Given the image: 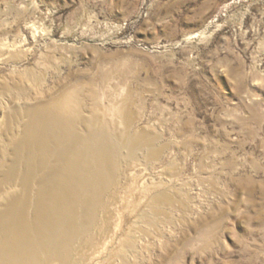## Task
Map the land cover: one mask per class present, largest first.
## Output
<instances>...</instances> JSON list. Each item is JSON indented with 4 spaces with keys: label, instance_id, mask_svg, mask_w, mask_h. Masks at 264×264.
<instances>
[{
    "label": "rangeland",
    "instance_id": "rangeland-1",
    "mask_svg": "<svg viewBox=\"0 0 264 264\" xmlns=\"http://www.w3.org/2000/svg\"><path fill=\"white\" fill-rule=\"evenodd\" d=\"M75 90L84 140H37ZM103 139L109 175L92 154L52 175ZM30 249L264 264V0H0V264Z\"/></svg>",
    "mask_w": 264,
    "mask_h": 264
},
{
    "label": "bare ground",
    "instance_id": "bare-ground-1",
    "mask_svg": "<svg viewBox=\"0 0 264 264\" xmlns=\"http://www.w3.org/2000/svg\"><path fill=\"white\" fill-rule=\"evenodd\" d=\"M75 91H71V93H67L66 94L67 96H65V98L62 101L56 102V106H63V107L57 110V114L56 116L54 115L55 117L53 116V119L51 117L49 119L45 118L46 120H40V119L37 120L38 121L37 137H36L37 140H41L50 130H53V128L59 130V132L64 136H67V137L70 136L72 138L75 137L74 141L79 140L81 142L84 140L79 134H77V132L74 131V126L76 122V118H74V114H75L74 112H76V110H79L77 109L78 106H81V102L78 98V94H76L77 91L76 92ZM65 121H68L69 124H66ZM70 133H72V135H70ZM92 143H93L92 145L91 144L87 145L85 151L75 152L74 144L72 145V141H71V144H69L67 149L63 152V154L59 155V158H60L59 161L60 163L62 162L63 164L62 165L59 164L60 165L59 168L58 167L53 168L51 170L52 175L53 176L66 175L67 173H70V172H72L73 174L79 173L81 166L84 164V158L90 154L97 157L96 167L99 168V171L102 174V177L109 175V170L111 171V168H112V156H113L114 148H112L109 144H107L106 139H103L101 141H95ZM65 146L67 145L65 144ZM131 148L132 150H134L137 147L135 144H132ZM72 153L75 154V155L73 154V156H75L74 163H71L69 162L70 160L69 161L67 160L68 155ZM71 210H73V208H71ZM70 213H72V211H70ZM52 239L53 241H55V243H57L58 240L60 239V236L58 238H55V239L52 238ZM68 240H69V236L64 235L60 244L59 243L58 244L66 245ZM34 253H35V250H32V249H30L27 252H21L20 254L17 253L16 257H19L17 259V264H38L37 261L32 259V254L34 255Z\"/></svg>",
    "mask_w": 264,
    "mask_h": 264
}]
</instances>
